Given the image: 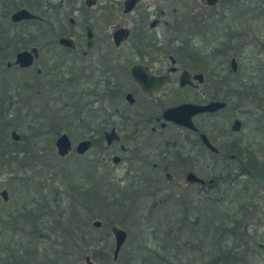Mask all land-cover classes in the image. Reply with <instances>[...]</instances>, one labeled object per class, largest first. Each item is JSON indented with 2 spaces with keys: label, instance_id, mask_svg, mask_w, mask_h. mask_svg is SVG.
Listing matches in <instances>:
<instances>
[{
  "label": "flooded vegetation",
  "instance_id": "flooded-vegetation-1",
  "mask_svg": "<svg viewBox=\"0 0 264 264\" xmlns=\"http://www.w3.org/2000/svg\"><path fill=\"white\" fill-rule=\"evenodd\" d=\"M27 1L25 3L21 0H0V76H4L3 72L19 71L23 73L21 81L25 84L27 94L36 88L37 94L42 98L49 97V100L55 102L64 99L69 102L55 111L58 112V117H55L54 127L61 130L65 128L69 132L71 129L74 132L84 129L88 136L80 141L91 139V149L100 146V165L104 169L108 167V153L116 149L124 154L119 155L121 162L128 163L126 179L147 181L151 187L155 184L160 186L163 179L173 181V174L169 171L173 165H186L187 168L182 173L186 177V185L178 186L179 189L185 190L181 191V194L186 192L187 195V190L192 187L205 189L208 182L216 178L219 182L214 187L219 195L221 176L202 177L194 168H188V164L191 163L196 168L202 165V158L208 154H213L219 161L236 159V155L230 154L228 147L215 145L217 138L227 132L221 129L216 119L227 106L214 113L206 112L194 116L196 129L184 127L165 117L168 109L184 103L206 104L215 100L227 102L232 96L220 94V84L215 81L219 79V68L211 71L214 77L213 80L209 79L210 75L203 71V56L189 53L188 39L189 42H194L193 37L200 36L199 31L190 32V37L183 40L179 36V30H176L178 36H165V39L160 41L153 33L160 20L154 19L157 24L152 27L153 21L148 25L150 13H144L135 17L132 25L120 23L112 32H108L107 25L114 20L107 19L108 16L104 13L90 17H74V8L70 10V14L62 12L70 7L63 2L57 4L51 0ZM98 1L89 6L85 0V5L78 10L84 13L96 6ZM125 1L116 3L114 18L120 14H135L142 2L141 0L132 12L125 13ZM24 8L35 13L38 18L14 21L13 14ZM165 24L170 26L168 21H165ZM88 27L91 28V34H88ZM121 27L128 28L130 34L127 39L117 44L114 32ZM173 32L168 30L166 33ZM62 39H66V42H62ZM129 41L130 45L125 46ZM30 42L33 44H29ZM19 44H23V47L18 48ZM34 47L37 48L38 54L32 65L22 67L16 63L19 52L32 50ZM192 47L197 51L195 45L192 44ZM233 58L231 57L229 70L237 73L240 64L238 62V70L234 71ZM134 66H142L153 78H163V82L160 81L159 85L155 83L156 87L151 93L145 91L132 77ZM185 71L190 74V77L187 76L189 83L181 85V76ZM197 74H202L204 78H195ZM44 109L47 107L44 106ZM114 129L119 139L108 144L105 135ZM62 133L68 132L61 131L60 134ZM203 133L218 148L217 152L205 145ZM80 141L72 150L77 158H83L91 150L86 154L78 153L75 148ZM249 148L252 149V144ZM252 153L255 155V151ZM89 165L92 166L91 161ZM249 167L252 168V165H248V170ZM261 170H264V165ZM190 172L207 183L189 182L187 177ZM249 178L258 185L261 184L264 191V176L248 174ZM163 190L165 188L161 185L158 190L151 192V196ZM9 214L6 212L7 217ZM10 228L7 223L0 221V264H29L28 246L33 241L20 242L10 237L11 231L17 233L16 229ZM21 231L25 233L26 229L22 228ZM111 234L113 235L112 231ZM34 241L36 246L33 247V256L39 251L40 238ZM13 247L17 254L19 248L23 253L21 259L16 262H12ZM16 256L18 259L19 254Z\"/></svg>",
  "mask_w": 264,
  "mask_h": 264
},
{
  "label": "rangeland",
  "instance_id": "rangeland-1",
  "mask_svg": "<svg viewBox=\"0 0 264 264\" xmlns=\"http://www.w3.org/2000/svg\"><path fill=\"white\" fill-rule=\"evenodd\" d=\"M22 2L27 3V0H21ZM55 3L63 2L65 5H70L69 8H66L62 12L65 14H70V10L74 8L73 10V16L77 17L79 15H87V17L94 16L98 13H104V15H107V19L114 20L107 25L108 32H112V30L121 24H129L132 25L133 19L135 17L141 16L144 13H150L151 17L148 21V25L150 22H152L154 19H159L160 24L157 28L153 29V33L157 36V39L162 41L165 39V36H178L177 33H175L176 30L182 29V24L184 26V29L186 28V31L194 32L197 30L196 25L197 22L195 21V18H197L199 21H203L204 18L210 17V15H221V11L223 10L224 1L220 0V3L217 6L209 7L206 5L205 0H142L140 5L138 6L137 11L133 15H127V16H118L117 18H114V14L117 11V2L123 1V0H99L97 5L89 8L88 10L84 11L82 13L78 8L80 9L81 6L85 5V0H51ZM113 2V4H111ZM229 0H226V3H228ZM238 3V6L236 4L232 7L231 10L227 11L224 17L220 20L221 16L216 17L217 21H219L218 26L225 27L227 30V33H229L231 30L234 31V35L238 36V38H234V42L231 44L233 47V52L231 53V57H236L239 64L241 63V58L244 54L248 53V65H255L258 67L263 66L264 68V19L263 15L259 11L261 9L264 10V0H235ZM234 1V2H235ZM109 3V4H107ZM260 7L261 9L257 8ZM105 9V10H104ZM104 10V11H103ZM199 17H194V16ZM165 21H168L170 23V26L168 27L165 24ZM216 29H207V32L203 28L200 31V36L193 37L194 42L192 44H195L196 46H204L206 43H209L211 41L215 40V35H222V33L219 32V28L215 26ZM220 27V28H221ZM202 28V26H201ZM218 28V29H217ZM168 30L174 31L172 34L166 33ZM231 36V34L229 33ZM222 37V36H221ZM204 39H209L205 41ZM219 43V41H217ZM33 44V43H29ZM130 41L125 44V46H129ZM23 44H19L18 48H22ZM174 52L175 50L172 49ZM10 52V50H9ZM174 55V53H171ZM9 55V54H8ZM10 56V55H9ZM11 59V58H9ZM8 59V60H9ZM230 63V61H229ZM252 63V64H251ZM6 63H4L5 67ZM4 77L9 78V84H14L16 86H13V92L16 94V97L13 98V102L10 96V116H8V119L12 120L13 124H18L20 127L16 128L17 133H19L21 136L24 137V140L20 139L19 141L22 142L19 145L11 146L10 150L13 149H20L23 148L25 151L22 155L19 156V161H9V157L0 158V211L2 213L9 212V223L10 227L14 230L16 228L17 233H12V231L9 233L10 237H13L14 239H18L20 242L25 241H33L31 242L32 246H36V241L34 239H37L38 236H40V242H39V251L35 253V255L28 261L29 264H47V258L52 260L53 257H55V251L59 250L61 246L57 245L59 244V239L61 241V238L58 237V233L54 232L53 235L46 236L43 227H41L42 231L39 228H34L30 226L29 224L24 225V208L26 206H35L42 208L46 206L45 200H50L55 198V194L57 193V189L59 187L66 188L65 185H60L61 181H64L67 179V174L72 173L74 174L75 169H79L83 167L82 170L78 171L80 172L77 177L78 179L83 181H88L89 179L91 181L101 183V191H107L108 187L115 186L117 188V185H120L122 187H126L130 185L131 183L135 182L136 180L130 178L126 179V173L128 170V163L126 161L120 162L119 164H115L113 162V156L115 154L117 155H124L120 151L113 149L108 153V167L104 169L101 164V159L99 156V149L100 146H94L85 156L84 158L77 159V156L74 152L70 154L69 157L60 158L57 157V152L55 148V140L59 136L60 133H52L56 132V129H53L51 127V123L53 122L52 117H58V111L60 108H62L66 103V100H60V101H51L49 100V97L42 98L37 94V91H33L27 94L25 92V84L22 79L23 73H20L19 71H8L3 72ZM15 77V78H14ZM14 78L13 82L11 83L12 79ZM219 79L215 80L218 81L220 86L225 82L221 79V77H218ZM212 79L213 78H209ZM216 79V78H215ZM20 81V82H19ZM22 87H21V86ZM37 85V84H35ZM20 86V89H19ZM36 87V86H35ZM221 95H225V93H220ZM63 98H65L63 96ZM19 100V103H16ZM232 101V102H231ZM234 100L228 101L226 109L222 110L218 117L216 118L217 121L220 123L221 129H225L227 132L225 135H221L217 140L215 141V145L225 148V147H231L234 145V143H240L244 147H248L252 144V149L255 151V155L257 156L258 164L257 166L264 165V104L257 105L252 97L248 99V103H245L243 107H241V110H236V103ZM84 102H82L83 107ZM44 106L47 107V109H44ZM259 109V114L256 116V118H253L251 113L254 110ZM20 110V112H18ZM52 110V111H50ZM243 111H251L248 113V116H246V113H243ZM56 113V114H55ZM237 114V115H235ZM54 115V116H50ZM235 117H238L242 120V128L240 131H233L231 129L233 120ZM201 119V118H200ZM258 120V121H256ZM247 124H245L246 122ZM259 122L261 130L257 131L255 123ZM18 125V126H19ZM9 137H11V131L12 129H9ZM84 129L80 131H75L71 129V133L74 136H71L74 145L80 139L86 138L88 134L85 132ZM61 131H66L70 133L67 129L62 128ZM60 131V132H61ZM48 133V134H46ZM38 134V135H36ZM74 138L76 140H74ZM12 139V138H11ZM231 145V146H229ZM54 149V150H53ZM53 150V151H52ZM115 152V153H114ZM207 154V153H206ZM12 156H15L12 153ZM217 156V155H216ZM92 163V168H89L91 165L89 163ZM93 161V162H92ZM11 162V163H10ZM186 165L182 166H174L169 170L173 174V181H168L163 179L162 187L165 188V190L157 193L155 196H151V192L154 189H159V184H155L153 187H146L144 184L139 189L138 200L133 202V204L130 207V210L123 211L122 213H117V215H109L105 217H97L95 219L91 220V225H93V221L99 219L101 221H104L106 223H113L117 222L116 224L122 228H124L128 232V240L125 244V247L130 248L131 246H136L140 242V238L142 235V231L145 229L146 225L144 226L141 224L142 220L145 223L148 222H159L163 219V215L165 212L169 211L173 205H171L168 201L166 202V199L172 198L173 200H177L183 195H186L185 193H180L181 190L179 189V185H186V177L183 176V171L187 168ZM89 168V169H88ZM188 168H194V171L198 172L202 177H208L209 175H217L226 177V179L223 181L225 182V188H228V184L232 183V179L228 177V172L233 171V174H235V177H237V174L240 173L243 170L248 171V164L247 160L241 163V161H219L217 157H215L213 154L206 155V157L202 158V165L195 166L193 164H188ZM69 169V170H68ZM97 171H96V170ZM96 173H95V172ZM75 175V174H74ZM95 176L97 179L93 178ZM264 176V174H263ZM74 177V176H73ZM87 178V179H86ZM26 181V184H23L22 182ZM232 184L233 193L237 190L238 192H246L244 191V186L248 184V175L247 176H240L238 179L233 181ZM75 185V184H74ZM61 188L60 191L63 189ZM207 188V185H206ZM3 189L8 190L9 192V200L5 201L3 197L1 196V191ZM64 189L63 191H65ZM201 190V191H200ZM208 188L205 190L203 187L199 188H189L187 190V195H194V197L201 199L207 204L212 203V201L215 203V200L210 195H213L217 192V188L213 187L210 189L208 193H206ZM239 190V191H238ZM251 190H253L250 195L248 193H244L243 195L244 203L247 205L249 200L252 199V197L259 198V202L254 201V205H260L261 209L259 212L255 215H250L248 217V223H251L255 225L256 228H258V235L259 237H262L263 242L261 243V246L258 250H256V253L258 254V264H264V191L262 190L261 184H253L251 186ZM100 191V190H99ZM70 193V191H67ZM263 192V194H262ZM205 195H204V194ZM77 194L74 191H72V195H74V198H77ZM181 195V196H180ZM242 195V194H241ZM45 196H47L46 199H43ZM121 197H125L122 195ZM129 197V196H126ZM187 197V196H186ZM212 199L210 201L209 199ZM218 198V196L216 197ZM132 201V200H131ZM130 201V202H131ZM63 202V201H62ZM70 197L65 198V203L62 204L68 208L70 205ZM103 199L100 201L98 208H95L96 213H101L102 206H103ZM166 202V203H164ZM177 202V201H176ZM78 201L76 205L81 207V203ZM105 203V202H104ZM164 203V205H162ZM204 203V204H205ZM106 204V203H105ZM142 206V210H138L137 208ZM30 207V206H29ZM7 209V210H5ZM155 209V210H152ZM47 210V209H45ZM93 210V209H92ZM133 210V211H132ZM69 211V210H68ZM91 212V210H88ZM136 211V212H135ZM82 213L79 215H84V213L81 210ZM52 216V215H49ZM81 217V216H80ZM19 218V219H18ZM85 219V217H83ZM142 219V220H141ZM84 221H81V225ZM66 227L70 226L69 222L65 223ZM41 226V225H40ZM74 226H76L74 224ZM107 228L100 229V236L107 235L111 243L110 251L106 248V243H101L98 247L92 248L90 251V255L93 256L94 260L97 264H111L106 261L107 254L113 255V249H114V236L111 234V229H109V225H107ZM15 227V228H14ZM26 229L25 233L21 231V229ZM11 229V228H10ZM28 232V234H27ZM33 232V234H31ZM44 233V234H43ZM27 234V235H25ZM102 234V235H101ZM27 243V242H25ZM18 245V244H17ZM19 246V245H18ZM125 249V248H124ZM198 249V247H197ZM253 247H248V251L252 252ZM84 254V258H85ZM124 254L123 251L120 253V261L124 263ZM256 257V258H257ZM76 258V254L72 256L73 261ZM72 261V262H73ZM186 264L188 262L185 261ZM69 264V263H67ZM78 264H85L84 259L80 261ZM200 264V261L198 262Z\"/></svg>",
  "mask_w": 264,
  "mask_h": 264
},
{
  "label": "trees",
  "instance_id": "trees-1",
  "mask_svg": "<svg viewBox=\"0 0 264 264\" xmlns=\"http://www.w3.org/2000/svg\"><path fill=\"white\" fill-rule=\"evenodd\" d=\"M234 1L235 0H229L228 3H226V0L224 1L225 6L221 11V15H210V17L204 18L202 22L195 19L197 22V29H201L202 32L203 28L207 32V29H216L215 26H217L219 32L222 33V35L216 34L215 40L206 43L204 46H196L193 44L197 47V51L193 49L192 43L189 42L190 40L188 38L191 35L190 31H185L183 24V28L178 30L180 32L179 36L183 40H185L186 37L188 39L189 53L203 56L204 72L208 73L210 77H214L211 71L215 68H219V77L225 82V84H223L221 81V92L226 95L232 94L231 98L227 100V103L232 99L234 100L233 103H236V110H241V107H243L245 103H248V99L251 97L258 103L257 105L264 104V68L259 65L258 67L255 65H248L247 53L240 59V68L237 73H233L229 70L230 56L233 52L231 44L234 42L233 39H237L238 36L234 35L233 30L229 32L231 34L230 36L225 27L218 26L219 21H217L216 17L221 16V20L227 11L231 10L232 12V7L235 4L238 6V3ZM257 8L261 9L260 7ZM259 12L264 14L263 9ZM201 30H198L199 33ZM204 40L207 41L209 39ZM217 41H219V43H217ZM13 86L16 85L13 83L9 84L8 77L0 76V158L9 157V161L12 162L19 161V156L25 151L23 148L10 150L11 146H20V143H22L9 137V129L16 130L17 127H20L19 123L13 124L12 120L8 119V116L11 114L9 93L11 94L12 102L13 98L16 97V94L12 93ZM34 90H36V88H34ZM16 103H19V100ZM18 112H20V110ZM250 112L251 111H243V113H246V116H248ZM258 115H260L259 109L254 110L250 116L256 118ZM52 120L51 127L56 129V132L52 133H61V129L54 127V117H52ZM245 124H247V122ZM255 126L257 131L261 130L259 122L255 123ZM69 135L74 136L71 132ZM21 139L24 140V137L21 136ZM229 151L230 154L236 155V159L231 161L236 162L239 160L243 164V162L247 160V164H251L252 168L249 167L248 171H241L237 174L236 178H234L235 174H233V171H229L227 176L232 179V183L228 184V188H225L226 184H224L225 182L223 181L226 177L222 175L220 177L221 191H219V195L217 193L210 195L214 198L215 203L212 201L211 197L209 200L212 201V203L207 204L201 199L191 195H180L181 197L177 200H173L172 198L166 199V202L168 201L171 205L174 204V206L164 213L163 219L160 221V218L159 222L150 221L145 223L141 219V224L144 226L146 225L145 229L142 231L141 240L136 246H131L130 248L123 247L122 251L125 255L124 258L126 257L124 263L120 261V256L119 259L115 261L113 255L111 256L108 254L105 260L111 264H186L185 261L188 262V264H198L199 261L200 264H258V254L256 250L260 248L263 240L262 237L258 235V228L248 223V217L251 214L255 215L259 212L261 207L259 203L258 205H254V201L259 202L260 199L253 196L246 205L243 201V195H245L244 193L246 192L236 193V190L233 193L234 188L232 184L234 183L233 181L240 176H247L248 174L263 176L264 170H261V166H257L259 162H257L258 158L252 153L253 150L249 148V145L248 147H244L240 143H234V145L229 147ZM12 153L15 156H12ZM89 168H92V166ZM82 169L83 167L75 169V175L72 173L67 174V179L61 181L60 184L61 186L65 185L66 188H61L66 190L60 191L61 188L59 187L60 190L57 189L56 196L52 201L45 200V207H43L44 205L42 204V208L33 207L31 205H29L30 207L26 206V209L24 208V218L26 216V218L23 219L24 225L29 224L34 228H39L41 231V227H43L46 236L53 235L54 232H57L58 237L61 238V241L59 239L60 243L57 244L61 246L60 249L55 251V257H53L52 260L49 261L47 258V264H78L84 259V254H89L92 248L98 247L103 242L106 243L105 246L110 251L111 243L107 236L108 233L107 235L101 234L102 236H100V229L107 228V225H109V229H111L113 225H117V222L106 223L102 221L103 226L101 228H96L91 225V220L111 214L117 215V213L130 210L133 202L138 200V196H140V186L144 184L146 187H151V184L147 181H135L126 187L120 185H117V188L115 186H110L107 188L108 190L104 192L101 191V183H98V181L94 182L91 181L92 179H89L88 181L81 182L82 180L78 179L79 177L77 176L80 173L78 171ZM93 178L97 179L95 176H93ZM250 179L251 178L248 179V184L244 186V191H247L248 195L253 192L251 186L255 184V182ZM218 182L216 178L211 179L207 184L208 190L206 193ZM22 183L26 184L27 182L23 180ZM207 188L205 186V190ZM74 190L78 193L77 198H74L75 196L72 195V191ZM67 191H70V193ZM122 195L125 197H121ZM217 196L218 198H216ZM66 197H70V205L68 208L64 206L65 204H62L63 202L65 203ZM46 198L47 196L43 199ZM102 199L106 204L103 202V210H100L101 213H96L94 209L98 208L97 206ZM78 201L82 204L81 207L76 205ZM164 203H162V205H164ZM137 209L142 210L143 207L140 206ZM81 210L86 214L79 215L82 213ZM88 210H91V212ZM1 216L3 217L0 221L10 225L8 221L9 217H7L6 212L2 213L0 211V217ZM83 217H85V219ZM81 221H84L82 225ZM66 222H69L70 226L66 227ZM74 224L76 226H74ZM31 234H33V232ZM39 237L40 236L37 238ZM14 247L12 251V262L20 260L21 256H23L19 248V258L17 259L16 255L18 254L14 250ZM33 247L34 246H32L30 242L27 253L28 261L32 259ZM248 247H253L252 252L248 251ZM74 254H76V258L73 261L72 256ZM92 258L94 257L92 256Z\"/></svg>",
  "mask_w": 264,
  "mask_h": 264
},
{
  "label": "water",
  "instance_id": "water-1",
  "mask_svg": "<svg viewBox=\"0 0 264 264\" xmlns=\"http://www.w3.org/2000/svg\"><path fill=\"white\" fill-rule=\"evenodd\" d=\"M220 0H206V4L209 6H215L219 3ZM97 0H86V3L91 6L96 4ZM141 2V0H126L125 1V13L132 12L136 6ZM14 21H21L24 19H37L38 16L31 12L28 9H20L19 11L15 12L12 16ZM157 24V20L153 21L151 26H155ZM88 34H91V28L88 27ZM130 34V30L125 27H121L115 30L114 32V38L117 44H120L123 40L127 39ZM62 42H66V39H62ZM37 48L34 47L32 50H23L17 54L16 63L19 64L22 67H27L33 64L35 57L37 56ZM232 68L234 71L238 70V61L236 58L232 59ZM142 66H134L132 68V77L145 89V91L151 93L153 89L156 87L155 83L159 85L160 81L163 82V78H156L152 77L150 74H148L147 71L144 70ZM187 76L190 77V74L185 71L181 76V85H186L189 83ZM169 78V77H167ZM166 78V79H167ZM195 78L203 79L204 76L202 74H197ZM227 106L226 101L221 100H215L208 102L206 104H195V103H184L182 105L170 108L166 111L165 117L167 120H171L176 122L179 125H182L184 127L190 128V129H196V126L194 124L193 118L194 116L200 114V113H214L220 109H223ZM242 120L240 118H235L231 129L233 131H240L242 128ZM106 139L108 144H111L115 140L119 139V135L115 132V129L106 133ZM12 138L15 141H19L21 139V136L19 133H17L16 130L12 131ZM202 139L205 143V145L210 148L212 151L217 152L218 148L211 143L208 136L206 134H202ZM92 140L91 139H84L80 141L76 146V151L80 154L87 153L91 147H92ZM55 146L57 153L60 157H66L68 156L72 149H73V142L69 136L68 133H62L59 135L55 141ZM114 163L121 162V157L116 155L113 158ZM188 181L189 182H198V183H205V180L196 175L193 172H190L188 174ZM1 196L5 201L9 200V192L8 190L4 189L1 191ZM103 222L99 219L93 221V226L96 228L102 227ZM112 233L114 235V250H113V259L117 261L119 259L120 252L122 248L124 247L127 239H128V232L118 226L114 225L112 226ZM85 264H97L96 261L92 258L90 254H87L84 258Z\"/></svg>",
  "mask_w": 264,
  "mask_h": 264
}]
</instances>
